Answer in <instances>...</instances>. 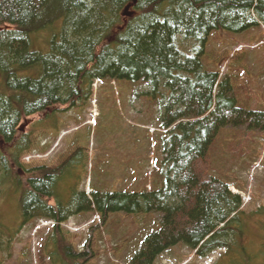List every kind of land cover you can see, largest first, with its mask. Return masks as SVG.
Wrapping results in <instances>:
<instances>
[{
	"label": "trees",
	"instance_id": "trees-1",
	"mask_svg": "<svg viewBox=\"0 0 264 264\" xmlns=\"http://www.w3.org/2000/svg\"><path fill=\"white\" fill-rule=\"evenodd\" d=\"M257 23L264 27V0H0V195L7 193L8 205L16 196L21 219L11 231L0 213V260L31 221H53L55 241L63 223L93 213L99 222L84 251L71 244L60 250L63 264H86L94 256V231L123 212L159 216V227L128 264H156L176 246L195 259L224 250L214 264H253L245 234L253 220L264 253V205L242 210L227 179L234 166L251 168L264 146V110L237 108L229 79L201 61L212 32L239 34ZM183 41L193 43V56L183 53ZM105 81L144 84L158 103L162 160L153 173L162 180L156 174L142 191L93 188L87 196L68 171L82 158L80 146L48 165L24 157L41 134L61 132L55 114L90 107L94 82ZM225 127L236 131L237 138L229 133L238 146L215 167L210 157Z\"/></svg>",
	"mask_w": 264,
	"mask_h": 264
},
{
	"label": "rangeland",
	"instance_id": "rangeland-1",
	"mask_svg": "<svg viewBox=\"0 0 264 264\" xmlns=\"http://www.w3.org/2000/svg\"><path fill=\"white\" fill-rule=\"evenodd\" d=\"M181 44L184 52L179 49L183 53L195 54L192 52L193 43L183 41ZM205 45L204 51L207 52L201 63L210 62L214 70L220 71L221 80L229 79L237 108L264 110V28L254 26L239 34L214 31ZM146 90L144 84L130 81L94 82L90 107L55 114L61 132L54 134L49 130L41 134L35 149L24 157V161L48 165L63 152L69 153L80 146L84 159L82 154L78 166L70 167L68 171L73 179L76 177L80 181V191L88 193L93 188L105 192L142 191L147 184L153 183L152 175L159 174L162 180L159 172L152 171L154 162L162 160L161 136L155 132L160 127V109L151 95H145ZM29 123L25 122V129ZM150 128L154 134H150ZM230 130L233 129L225 127L221 130L217 147L209 156L215 161L212 166L217 167L220 159L230 158L231 154L226 156V150L230 148L232 152L237 148ZM238 130L243 131L245 127ZM233 134L237 138L236 131ZM257 153L251 168L234 166L231 169L233 176L227 179L235 191L249 198V201L242 199L241 204V209L247 212L264 205V146L257 148ZM213 173L221 178L217 170ZM238 183H242L243 188H238ZM4 193L2 191L0 195L1 222L14 231L21 220L16 206L18 201L13 196L8 199L9 205L6 204L4 195L7 193ZM38 222L31 221L19 231L0 264H41L39 259L47 253H51V257L46 258V264H63L61 248L71 244L75 251L83 252L92 233L90 228L99 219L93 213L74 216L61 226L63 235L61 238L55 236V241L51 239V228L37 232ZM158 227L157 214H111L99 230L94 231V256L86 264H128L131 256L142 248L146 236ZM244 243L248 253L254 255L253 264H261L264 253H261V237L253 220L249 223ZM223 253L224 250H219L206 259H195L190 250L176 246L161 254L156 264H214Z\"/></svg>",
	"mask_w": 264,
	"mask_h": 264
},
{
	"label": "water",
	"instance_id": "water-1",
	"mask_svg": "<svg viewBox=\"0 0 264 264\" xmlns=\"http://www.w3.org/2000/svg\"><path fill=\"white\" fill-rule=\"evenodd\" d=\"M126 11H127V9H126ZM125 16H126V17H129V16H130V14H129V13H126V14H125Z\"/></svg>",
	"mask_w": 264,
	"mask_h": 264
}]
</instances>
